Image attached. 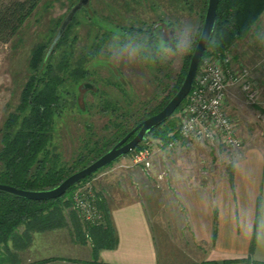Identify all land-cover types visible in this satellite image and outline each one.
<instances>
[{"label": "rangeland", "instance_id": "1", "mask_svg": "<svg viewBox=\"0 0 264 264\" xmlns=\"http://www.w3.org/2000/svg\"><path fill=\"white\" fill-rule=\"evenodd\" d=\"M11 1L15 0H0V4H8ZM206 1L89 0L86 7L88 11L79 10L76 13L78 23L71 34V41H76V55L90 54L96 50L95 45L103 44L95 62L89 64L91 78L84 83V85H93V88L85 89L83 85L79 89L78 103L81 108L74 105L67 110L65 117L57 126L55 143L66 162H72L79 154L82 141L89 134V129L100 138L110 133V130L106 128L110 124V117L99 112V99L103 93H106V98L114 102L123 101L121 90L113 83L123 79L127 83L128 91L131 95L133 94L130 99L134 110L132 113L150 109L169 94L189 54L177 58L174 51L167 48L165 43L174 41L177 44L190 34L194 44L200 29L204 26ZM79 2L80 0H43L16 35L9 38L0 37V151L2 149L1 130L9 115L16 111L20 103L22 91L30 76L29 64L33 50L41 44L49 46L57 35L62 21ZM93 14L115 26L103 25V27L93 24L90 21V15ZM60 19L61 23L57 27L56 24ZM133 28L151 30V36L154 35L158 44L163 45L161 50L155 54L152 52L153 56H144L142 36L129 33ZM228 54L231 64L234 65V53L230 50ZM154 58L158 62H155ZM234 69L236 71L250 70L245 65L234 67ZM119 74L123 79L116 77ZM95 88H98L101 93L96 95L90 91L96 90ZM238 90L240 96L237 106L229 103L227 108L229 115L238 122L237 134L243 141L242 149L249 147L264 149V106L250 104L241 87H238ZM127 100L123 102H129ZM136 117L137 113L130 120L131 124H134ZM173 119L178 122L181 119L180 114H174ZM146 144L152 152V168L158 174L154 175L156 178L154 181L157 180L156 184L160 188L162 183L170 181L171 173L168 174V170L170 171L168 166L172 168L184 165L192 159L194 152L203 153L200 154L201 161L212 156L217 165L226 164L231 168L235 160L239 158L236 152L242 150L234 151L222 146L186 142L164 149L156 136L147 137ZM133 158L134 153H130L100 171L89 182L78 185L73 193L72 205L65 209L67 225L54 231L34 234L30 247L14 253L18 257L5 264H50L58 261L93 264L96 260L93 252L95 239L88 228L98 226V222L94 224L86 220L84 212L77 206L74 199L76 195H81L90 187L93 192L97 191L102 199L106 200L112 199L113 195L117 194V187L111 185L112 183L120 185L122 189L126 188L127 182L132 187H140L143 174L132 170L135 167ZM146 177L148 178V175ZM146 177L143 175L147 181ZM101 180L108 185L104 189V192L107 191L105 193L100 187L103 186ZM97 210L100 215L99 223L102 225L104 218L98 203ZM78 228H82L83 234H80ZM23 231L24 227H21L19 232Z\"/></svg>", "mask_w": 264, "mask_h": 264}, {"label": "trees", "instance_id": "2", "mask_svg": "<svg viewBox=\"0 0 264 264\" xmlns=\"http://www.w3.org/2000/svg\"><path fill=\"white\" fill-rule=\"evenodd\" d=\"M42 1L15 0L8 4L1 3L0 37L9 38L16 35ZM207 7L208 0L204 6V19ZM81 11H88V9L83 7ZM263 14L264 0H221L214 31V35L218 39V46L214 47L209 44L203 58L224 57L238 41L247 38L259 24ZM76 18L77 15L67 26L52 50L51 47L64 22L61 23V19L56 24L59 27L61 23L58 33L49 46L41 44L33 50L29 64L30 76L22 91L20 103L16 111L9 115L1 130V184L27 191L51 190L106 154L141 122L158 114L177 94L187 75L199 36L203 30V28L200 29L192 51L186 57L182 72L178 75L169 94L150 109L146 108L136 112L137 117L134 124L130 123V120L136 115V113H132L134 110L130 101L133 94L131 95L128 91L127 83L121 74L116 75L119 77L118 79L122 78L123 80L115 82L113 85L121 90L123 101L128 99L129 102H114L106 98V93H103L99 99V112L110 117V124L106 127L110 133L100 138L89 129L90 135L88 134L83 139L79 154L72 162L68 163L63 159L55 143L57 126L65 117L67 110L74 105L80 107L78 103L79 89L90 80V65L95 62L103 44L95 45L96 50L90 54L76 55V41H71V34L78 23ZM90 21L100 26L114 25L99 18L96 14L90 15ZM131 30L129 32L131 35L140 34L142 36L143 44H141L144 56H153L161 50L163 45L158 44L154 35L151 36V30L136 28ZM174 43L176 44L174 41H168L165 46L174 51ZM156 60L155 62H158ZM95 89L90 91L96 95L101 93L98 88ZM185 103L186 100L175 114H180ZM173 116L153 129L135 149V152L146 147L150 148L146 144L149 136H156L164 149L171 148V144H176L179 141L188 143L178 133L180 119L178 123L173 119ZM131 153L133 154L134 151ZM100 171L78 185L89 182ZM78 185L69 188L61 198L51 201H31L0 191V264L12 262L18 257L14 253L29 248L33 242L34 234L54 231L67 225L65 209L72 205L73 193ZM96 196L98 206L103 213L104 223L98 226H89L88 230L95 239L93 252L96 260L93 264H103L98 262L100 251L115 249L119 241L112 225L107 200L102 199L98 192ZM21 227H24L22 233L19 232ZM78 230L80 234H83L82 228H78ZM254 243L255 239H253Z\"/></svg>", "mask_w": 264, "mask_h": 264}, {"label": "crops", "instance_id": "3", "mask_svg": "<svg viewBox=\"0 0 264 264\" xmlns=\"http://www.w3.org/2000/svg\"><path fill=\"white\" fill-rule=\"evenodd\" d=\"M231 52L233 68L245 65L250 69L251 82L259 91L257 104L264 106V19ZM239 96L237 86L229 88L228 105L237 106ZM194 154L182 166H168L170 181L161 188L154 181L156 170L146 172L140 166L131 168L148 175L147 181L142 175L140 187L129 182L123 189L111 184L117 194L107 202L119 243L115 249L102 250L99 262L264 264V249L256 241L253 244L254 238L246 237L241 228L242 212H250L253 219L264 215V149L236 152L239 158L231 168L217 165L212 156L201 161V151ZM100 187L104 192L108 185L103 182Z\"/></svg>", "mask_w": 264, "mask_h": 264}, {"label": "built area", "instance_id": "4", "mask_svg": "<svg viewBox=\"0 0 264 264\" xmlns=\"http://www.w3.org/2000/svg\"><path fill=\"white\" fill-rule=\"evenodd\" d=\"M229 56L227 53L222 58L202 59L193 88L180 112L178 133L189 144L222 146L234 151L243 148V141L237 134L238 122L228 112V90L234 86L241 87L248 102L253 105L258 103L259 91L250 80V71H236ZM133 159L135 166L142 167L146 172L151 170L150 148L134 150ZM74 200L84 212L86 220L100 225L97 196L91 187L81 195H76Z\"/></svg>", "mask_w": 264, "mask_h": 264}, {"label": "water", "instance_id": "5", "mask_svg": "<svg viewBox=\"0 0 264 264\" xmlns=\"http://www.w3.org/2000/svg\"><path fill=\"white\" fill-rule=\"evenodd\" d=\"M220 2L221 0L208 1V7L201 35L204 34L205 37H207L213 30L215 31ZM88 4L89 0H80L79 4L71 10V12L62 24L58 37L56 38L53 46L51 47V50L54 48L55 43L63 34L67 26L72 22L76 13L83 7H87ZM207 46L208 45L200 43V41H198L184 82L177 94L169 101V103L158 114L149 117L143 122H141L127 136L120 140L111 150H109L106 154L101 156L95 162H93L86 168L74 173L65 181H63L59 186L51 190L27 191L0 183V191L31 201L56 200L64 196L69 188L78 185L83 180L97 173L101 169L110 166L119 159L130 154L146 139V136L150 134L153 129L160 126L162 123L171 118L181 107V105L185 102L193 88L198 69L205 55ZM83 87L85 89H92L93 85L85 84Z\"/></svg>", "mask_w": 264, "mask_h": 264}, {"label": "clouds", "instance_id": "6", "mask_svg": "<svg viewBox=\"0 0 264 264\" xmlns=\"http://www.w3.org/2000/svg\"><path fill=\"white\" fill-rule=\"evenodd\" d=\"M199 41L206 45L218 46V39L214 35V30L207 37L204 34L200 35ZM192 46V36L189 34L177 42L174 55L177 58L188 55L191 53ZM241 228L246 237L255 239L258 248L264 249V215H259L253 219L250 212H242Z\"/></svg>", "mask_w": 264, "mask_h": 264}]
</instances>
